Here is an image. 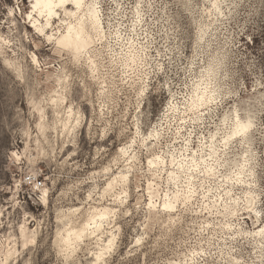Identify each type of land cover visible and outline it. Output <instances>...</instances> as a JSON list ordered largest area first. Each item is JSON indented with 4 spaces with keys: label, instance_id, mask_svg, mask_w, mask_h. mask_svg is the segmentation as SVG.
Returning a JSON list of instances; mask_svg holds the SVG:
<instances>
[{
    "label": "rangeland",
    "instance_id": "rangeland-1",
    "mask_svg": "<svg viewBox=\"0 0 264 264\" xmlns=\"http://www.w3.org/2000/svg\"><path fill=\"white\" fill-rule=\"evenodd\" d=\"M0 264H264V0H0Z\"/></svg>",
    "mask_w": 264,
    "mask_h": 264
},
{
    "label": "built area",
    "instance_id": "built-area-1",
    "mask_svg": "<svg viewBox=\"0 0 264 264\" xmlns=\"http://www.w3.org/2000/svg\"><path fill=\"white\" fill-rule=\"evenodd\" d=\"M27 183L32 185L34 188H37V189H41L44 186L43 181H41L37 178H32V177L27 178Z\"/></svg>",
    "mask_w": 264,
    "mask_h": 264
},
{
    "label": "bare ground",
    "instance_id": "bare-ground-1",
    "mask_svg": "<svg viewBox=\"0 0 264 264\" xmlns=\"http://www.w3.org/2000/svg\"><path fill=\"white\" fill-rule=\"evenodd\" d=\"M46 1V0H45ZM47 2H48V0H47ZM51 3V2H50ZM46 4V3H45ZM48 4V3H47ZM49 6V5H48ZM49 8V7H48ZM241 128V125H238L237 126V131H236V133H239V132H241L243 129H240ZM40 202L42 203V205H47V202H48V198H47V195L44 193L43 194V196L41 197V199H40Z\"/></svg>",
    "mask_w": 264,
    "mask_h": 264
}]
</instances>
